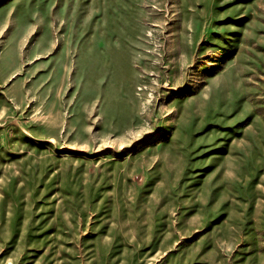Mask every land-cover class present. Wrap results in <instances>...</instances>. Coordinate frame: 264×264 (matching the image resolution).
I'll use <instances>...</instances> for the list:
<instances>
[{"label": "rangeland", "instance_id": "1", "mask_svg": "<svg viewBox=\"0 0 264 264\" xmlns=\"http://www.w3.org/2000/svg\"><path fill=\"white\" fill-rule=\"evenodd\" d=\"M0 264H264V0H0Z\"/></svg>", "mask_w": 264, "mask_h": 264}, {"label": "crops", "instance_id": "2", "mask_svg": "<svg viewBox=\"0 0 264 264\" xmlns=\"http://www.w3.org/2000/svg\"><path fill=\"white\" fill-rule=\"evenodd\" d=\"M107 34H108V37H110V38L113 37V36H112V33H107ZM116 34H117V33H116ZM115 49H116V50H119V49H121V48H120V47H117V45H116Z\"/></svg>", "mask_w": 264, "mask_h": 264}]
</instances>
